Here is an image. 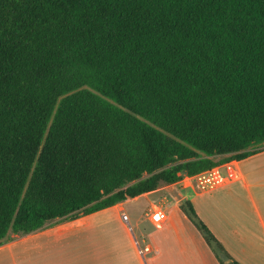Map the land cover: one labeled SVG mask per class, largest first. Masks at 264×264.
I'll return each mask as SVG.
<instances>
[{"label": "trees", "instance_id": "16d2710c", "mask_svg": "<svg viewBox=\"0 0 264 264\" xmlns=\"http://www.w3.org/2000/svg\"><path fill=\"white\" fill-rule=\"evenodd\" d=\"M262 143L264 0H0V242Z\"/></svg>", "mask_w": 264, "mask_h": 264}, {"label": "crops", "instance_id": "0c3cea01", "mask_svg": "<svg viewBox=\"0 0 264 264\" xmlns=\"http://www.w3.org/2000/svg\"><path fill=\"white\" fill-rule=\"evenodd\" d=\"M252 150L256 153L242 161H230L216 167L220 172L224 170L222 175L226 179V183L220 188L201 192L194 185V176L183 177L181 181L169 185L171 188L167 190L171 192L166 194H163L164 188H159L108 209L85 215L82 223L39 230L10 243L0 244V256L10 255L14 260L9 258V261L30 264L32 254L39 255L46 249L42 248L46 238L40 240L41 235L54 233L60 239V235L81 229L96 214L114 211L121 227L119 233L108 237L111 242L107 250H102L103 256L98 250L97 256L96 251L94 257L90 253L85 261L84 253L74 254L71 250L66 261L56 264H220L215 255L208 254L209 249L204 239L196 234L192 223L180 213V203L187 200L200 220L236 262L264 264V144ZM183 191H189L191 195L186 196ZM153 199L167 203V207L163 209L166 221L160 229H156L150 222V213L145 220L152 231L142 227L144 222L139 213L134 216V229L123 224L122 214L130 221L125 213V205L132 204L138 210L146 205L148 210L150 206H155ZM141 242H144L143 246ZM45 243L49 244L51 241ZM145 248H148L147 252L144 251Z\"/></svg>", "mask_w": 264, "mask_h": 264}, {"label": "rangeland", "instance_id": "374dc122", "mask_svg": "<svg viewBox=\"0 0 264 264\" xmlns=\"http://www.w3.org/2000/svg\"><path fill=\"white\" fill-rule=\"evenodd\" d=\"M257 146H262V144ZM257 146H254V148H257ZM221 158L223 157L219 156L216 157L215 159L220 160ZM223 171L224 170L222 169L221 174L223 173ZM160 188H164L163 194L171 192L167 190L168 188H171L170 186L169 187L162 186ZM182 193L186 196L191 195L189 191H183ZM152 202L155 203L154 205L159 208L165 209V207H167V203H163L162 201L160 202L157 199H153ZM124 208H125V213L130 218L129 222L122 221L125 226H129L132 229H134L133 228L134 216H136V214L139 213L140 215H142L141 218L144 222L142 224V227H146L149 231L153 230L150 224L145 220L146 216L150 213L152 206H150L148 210L146 205L142 206L139 210L136 209V207L132 204L125 205ZM84 217L85 216L82 213H78L73 217H68L66 219L58 220V221H52L50 223H47L40 231H44L46 229H52L67 224L82 223ZM191 226L193 227L194 230H196L193 225ZM119 227H121V225L116 217L115 212L109 211L104 214H96V216H94L90 220H87V223L81 229H76L70 234L64 236L60 235V239L58 238V236H55L57 234L54 233L46 234L44 236L41 235L39 237L41 238L40 240L46 238L43 241L44 244L42 245L43 246L42 248H46V249L41 251L39 255L32 254V256L30 257L29 256L30 250H28L29 246H27L28 256L32 259L30 261V264H35V263L46 264L47 261H49V264L51 262H54V264H56V263H60L59 261L62 262L66 261L67 256L68 254H70L71 250L74 251V254L82 255L84 253L85 261H87V259L89 258L90 253L94 257V252L96 251L97 253L95 256H97L98 250L101 256H103L102 250L104 248L107 250L108 244L111 242L109 241L108 237L114 236L116 233H119L120 231ZM135 231L136 230H134V233H137V231L136 232ZM196 234L199 235L200 238H202L201 234L197 230H196ZM22 237L25 236L9 233L7 237L2 242H0V244L2 245V244L10 243ZM46 241H51V243L47 244L45 243ZM55 242L59 244H56ZM141 244L143 246L144 242H141ZM45 245L47 247H44ZM207 248L210 250V251L208 250L209 252L208 254L209 255L212 254V256H214L213 250L208 245ZM25 251H23V253ZM23 253H22V257L24 256ZM217 254L222 262L228 261L226 257L222 255L220 252H218ZM2 256H0V264H19L18 262L15 263L9 261V258H12L14 260V257H11L10 255H6L7 257H2Z\"/></svg>", "mask_w": 264, "mask_h": 264}, {"label": "built area", "instance_id": "2783aa9c", "mask_svg": "<svg viewBox=\"0 0 264 264\" xmlns=\"http://www.w3.org/2000/svg\"><path fill=\"white\" fill-rule=\"evenodd\" d=\"M193 181L196 189L201 192H207L220 188L226 183L225 177L217 168H213L194 176ZM121 219L125 222L128 221L125 214L121 215ZM149 219L156 229H160L166 221V213L162 208L153 206L149 214ZM144 251L147 252L148 248H145Z\"/></svg>", "mask_w": 264, "mask_h": 264}, {"label": "water", "instance_id": "95a60500", "mask_svg": "<svg viewBox=\"0 0 264 264\" xmlns=\"http://www.w3.org/2000/svg\"><path fill=\"white\" fill-rule=\"evenodd\" d=\"M225 264H228L229 263V261H227V262H224Z\"/></svg>", "mask_w": 264, "mask_h": 264}]
</instances>
